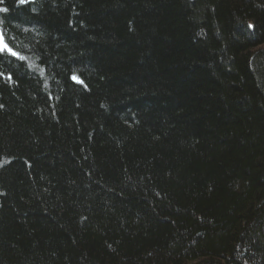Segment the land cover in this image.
<instances>
[{
  "label": "trees",
  "instance_id": "1",
  "mask_svg": "<svg viewBox=\"0 0 264 264\" xmlns=\"http://www.w3.org/2000/svg\"><path fill=\"white\" fill-rule=\"evenodd\" d=\"M0 34V264H264V0H0Z\"/></svg>",
  "mask_w": 264,
  "mask_h": 264
},
{
  "label": "snow or ice",
  "instance_id": "2",
  "mask_svg": "<svg viewBox=\"0 0 264 264\" xmlns=\"http://www.w3.org/2000/svg\"><path fill=\"white\" fill-rule=\"evenodd\" d=\"M249 27H252V26L249 25ZM3 51H7L11 55L18 56V54L8 46L7 42L4 40L3 35L0 34V52H3ZM18 58L24 59L23 57H18ZM73 79H78V78L76 76H73Z\"/></svg>",
  "mask_w": 264,
  "mask_h": 264
}]
</instances>
